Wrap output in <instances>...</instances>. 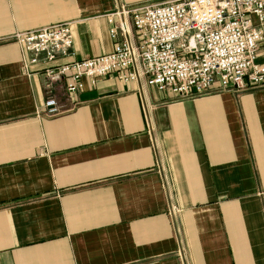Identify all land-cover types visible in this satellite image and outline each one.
<instances>
[{"label": "crops", "instance_id": "1", "mask_svg": "<svg viewBox=\"0 0 264 264\" xmlns=\"http://www.w3.org/2000/svg\"><path fill=\"white\" fill-rule=\"evenodd\" d=\"M172 1L0 0V264H264V85L148 86L147 116L138 82L86 76L46 117L44 65L12 40L72 23L52 65L81 61L114 51L121 6L133 26Z\"/></svg>", "mask_w": 264, "mask_h": 264}, {"label": "built area", "instance_id": "2", "mask_svg": "<svg viewBox=\"0 0 264 264\" xmlns=\"http://www.w3.org/2000/svg\"><path fill=\"white\" fill-rule=\"evenodd\" d=\"M128 16L123 6L110 15L113 52L81 61L52 65L59 55L72 53V23L12 37L32 54L31 64L44 65L49 95L42 115H59L58 87L75 93L86 76L116 74L124 82H138L147 116L148 86L189 98L209 93L216 84L238 94L264 85V65L257 63L264 43V0H175L135 13L133 26Z\"/></svg>", "mask_w": 264, "mask_h": 264}]
</instances>
